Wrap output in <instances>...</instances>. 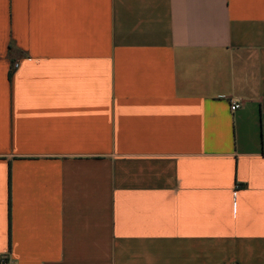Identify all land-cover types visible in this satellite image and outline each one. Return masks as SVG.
<instances>
[{
    "label": "crops",
    "instance_id": "obj_1",
    "mask_svg": "<svg viewBox=\"0 0 264 264\" xmlns=\"http://www.w3.org/2000/svg\"><path fill=\"white\" fill-rule=\"evenodd\" d=\"M2 260L264 264V0H0Z\"/></svg>",
    "mask_w": 264,
    "mask_h": 264
},
{
    "label": "built area",
    "instance_id": "obj_2",
    "mask_svg": "<svg viewBox=\"0 0 264 264\" xmlns=\"http://www.w3.org/2000/svg\"><path fill=\"white\" fill-rule=\"evenodd\" d=\"M18 67H19V64L14 65V68H18ZM242 106H243L242 101L233 100L230 104V109L232 112H235V111L239 110L240 108H242ZM1 264H6V260H2Z\"/></svg>",
    "mask_w": 264,
    "mask_h": 264
}]
</instances>
